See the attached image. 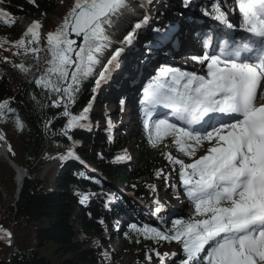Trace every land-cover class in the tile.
Listing matches in <instances>:
<instances>
[{
	"label": "snow or ice",
	"instance_id": "1",
	"mask_svg": "<svg viewBox=\"0 0 264 264\" xmlns=\"http://www.w3.org/2000/svg\"><path fill=\"white\" fill-rule=\"evenodd\" d=\"M29 2L36 4V0ZM190 4L191 0H183L185 8ZM238 4L242 15L239 29L246 36L235 39L237 25L229 19L233 10L226 9L222 0H213L212 11L204 9L203 15L217 22L223 38L214 48L213 35L206 33L205 53L191 57L206 70L198 73L161 65L143 90L142 112L149 142L153 148L162 146L161 155L171 166L169 172L156 170V178L167 183L172 172H177L193 213L186 219H172L170 228L135 223L130 228L156 244L175 241L181 245L184 258L180 264H264V0H238ZM3 5L4 0H0V20L11 26L12 14ZM130 7L129 0H75L62 24L46 34L49 67L35 83L54 94L52 106H64L62 115L68 118L65 136L70 129L91 127L82 123L87 120L91 102L79 116L71 115L67 108L75 102L82 81L94 76L95 93L120 68L122 54L149 24L148 15L137 21L102 63L101 58L113 44L107 28L113 17ZM41 28L40 21L31 22L13 44L24 49L25 55L31 52L37 62ZM152 31L153 40L146 45L149 54L174 39L171 27ZM73 36L81 42L78 44ZM13 66L30 71L23 63ZM8 103H0V116L5 109L15 111ZM160 108L169 110L170 115L154 119ZM17 125L23 127L19 117ZM74 147L75 142L60 158L79 159ZM172 148L178 155H173ZM199 152L204 154L197 155ZM185 158L191 162H185ZM118 159L130 157L125 152ZM150 187L156 191L155 186ZM168 187L176 189L179 199L180 188L172 184ZM86 199L87 195L81 203ZM155 204L154 213L158 215L164 207L159 200ZM0 232L10 244L11 233ZM151 251L161 264L169 255L155 248ZM152 258L146 255L149 262Z\"/></svg>",
	"mask_w": 264,
	"mask_h": 264
},
{
	"label": "trees",
	"instance_id": "2",
	"mask_svg": "<svg viewBox=\"0 0 264 264\" xmlns=\"http://www.w3.org/2000/svg\"><path fill=\"white\" fill-rule=\"evenodd\" d=\"M3 7L12 14L11 17H45L46 23L42 27L46 30L54 27L48 19L58 10L56 0H36L35 5L29 0H4ZM16 25L13 22L11 26H6L0 20V43L4 42L0 44V103L8 101L9 108L15 111H4L16 121L17 117L22 121L18 148L9 151V157L20 168L29 170V176L16 202L15 192L23 172L18 171L15 182L14 170L8 163L0 161V229L11 231L13 235L12 243L9 244L8 239L0 242V264H122L119 256L110 251L112 240L118 239L131 251L137 264L145 263L146 255L155 256L151 249L159 251L158 246L162 241L156 244L152 240H145L130 225L160 226L152 218L146 217L145 213L141 216V207L136 203L123 198L120 212L128 214L130 224L119 235L120 223L116 215L108 213L112 209L108 199L114 195L121 198L112 184L129 187L133 191L150 189L151 184L146 185V182H157L156 170L161 163L166 162L161 155L162 146L153 148L148 136L142 132L135 140V155H138L135 164H123L126 159L119 160L118 157L124 156L125 152L130 157L128 140L124 136L116 138L109 127L95 125L90 128H74L68 130L65 136L63 130L68 118L62 115L65 111L63 105L52 106L54 94L37 86L35 82L19 80L14 86L12 80L3 74L1 66L19 65L25 55L24 49L13 46ZM39 47H43V51L38 54L41 77L49 67L47 61L50 54L47 42L44 43L41 37ZM27 55L37 61L31 52ZM4 58H7V62ZM94 87V76L85 79L76 93L75 102L67 105L73 116L81 115L90 102L91 107L98 109L92 112L89 108L87 120L82 121L85 124H90L89 120L105 121L110 117L105 107L110 92L97 98L92 91ZM4 121L9 128L11 120L7 117ZM73 142L75 147L72 150L79 160L94 166L108 183L87 173L74 158L55 166L56 170L44 176L46 166L57 164L58 158L66 155ZM47 153L48 158L41 162ZM172 173L179 179L177 172ZM83 195H89L93 200L87 204L81 203L80 197ZM117 211L115 208L114 214ZM170 261L172 264H180L175 257H170Z\"/></svg>",
	"mask_w": 264,
	"mask_h": 264
},
{
	"label": "rangeland",
	"instance_id": "3",
	"mask_svg": "<svg viewBox=\"0 0 264 264\" xmlns=\"http://www.w3.org/2000/svg\"><path fill=\"white\" fill-rule=\"evenodd\" d=\"M56 3H57V6H58V10L56 11V13L53 16L50 17V19H48V20H50L52 22V24L54 25V27L48 28L49 31L46 30V28H44L42 30V32H41L42 37H45L46 34L49 33V32L55 31L57 29V27L62 24V22L64 20V17L68 14V12L74 6L73 0H56ZM158 4H159V6L156 5V8H155L156 11L164 12V8L166 6L169 7V8H171V9H173V10H175L174 9V6L172 7L171 5H167V4H165V5L162 4L163 6H161L160 3H158ZM175 7L182 9V7L180 6V2L179 3H176L175 4ZM147 10L149 12V9L148 8H147ZM208 11L211 12L210 9ZM149 14L151 15L152 13H149ZM137 15H141V13L139 12ZM178 15L181 16L180 14H178ZM188 18L192 20L190 22L189 26L190 25H193L192 23H193L194 20H196V18H190V17H188ZM199 18H203L205 20L210 21L211 23L217 24V22L213 21L210 17L204 16L203 14L200 15ZM230 19L235 20L234 18H230ZM37 20H39L40 23H42V24L46 23L45 17L40 16V15L39 16H36L33 19H24V20L19 19L18 22H17L16 29H15L16 30V34L14 35L13 42L19 40L20 39V36L22 34H24V31L31 25V22L37 21ZM130 20H134V19H130ZM166 20H167L166 18H163V21L164 22ZM153 21H156V18L155 17L153 18ZM133 22L134 21H131V23H133ZM156 25H158L160 27V26H162L164 24L157 23ZM151 30H152L151 28H147L145 30L146 33H144L142 36H140L139 37V42L138 43L135 42L134 45L135 46L137 45L139 47L140 46V43H141V39L143 37H145V39H146V37L147 36H150V34H154L153 32H150ZM214 30H216V29H214ZM177 34H179V35L182 34V31L179 29L178 32H177ZM202 36H204V35H202ZM180 37L183 40L185 39L183 35L179 36L178 38H180ZM178 38L176 40H178ZM43 42L45 43V41H43ZM3 43L4 42H2L0 44L3 45ZM172 43H173V40H172ZM165 47H167V45ZM168 47L171 48V44L168 45ZM40 48H41V51L39 53H41L43 51V47H40ZM199 48L201 49V46H199ZM177 55L179 56L180 54L178 53ZM197 55H200V54H197ZM180 56H184L185 57L186 55H180ZM181 59H185L184 62L182 63V64H185V63H187L186 60H189V55H188V58L187 59L186 58H183V57H181L180 60ZM120 60L122 61L123 58H120ZM141 61H145V60L143 59L142 56L140 58L139 57V51H136L135 54L132 55V59L128 63V66H127V70L128 71H127V73H129V71H136L137 70V68H135V67L130 68L132 62H139L140 63ZM149 62L150 61H148V63ZM191 62H193V64H194V66H190L191 69L196 68L198 70H205V68H201L200 67L201 65L197 61H194L193 60ZM22 63L26 67L30 68V71H28V72H22L17 67L14 68L11 65H9V66H1V69H3V74L7 78H9L10 80H12V84L14 86H16L20 81H24V82H35L37 79L40 78V75L39 74H40V70H41V65H40L39 62L35 61V59L32 56L24 55V58L22 59ZM149 64L145 65V68H147V66ZM99 67L100 66H97V70H99ZM153 67L154 66L150 67V69H153ZM184 69H187L188 70L189 68L186 67ZM124 73H126L125 70H124L123 74ZM123 74H122V78L124 77ZM0 77H1V73H0ZM123 79H125V78H123ZM126 83H128V82H126ZM110 84L111 83H109L108 85H110ZM108 85H107V87H108ZM120 85H119V90H120ZM102 87H104V86L101 85L100 88H102ZM119 92L120 93H123V91H119ZM113 108H114L113 105L111 107H109V109H110L111 112H112ZM95 111H98V109L95 108ZM112 116H113L112 118L118 119V116L117 115H113L112 114ZM7 117L11 120V123L9 124V128L7 126V123L4 121V118H7ZM135 118H136V121H137L138 120V117L136 116ZM93 124L94 123L92 122V125ZM114 124L116 125L118 123H114ZM96 125L103 127V124L101 122H98ZM140 130L141 129L138 127V128L135 129L134 134H132L130 136H128V135L126 136V138L128 140V143H129L128 151H129V154H130V156L132 158H130L127 161H125V163H128V164H130V163L132 164L133 163V165L135 164L136 157L138 156L137 154L134 155V153L137 150V146H136V141L135 140H136V137L139 135ZM19 132H20V127H18L16 119L15 118H11L10 115H8L4 111L3 115L0 116V135H3L4 139L0 140V143L2 145L6 146V148L8 149V151H13V150H16L18 148ZM121 132H124V131H121ZM119 133L120 132H118V134L116 135V137L119 136ZM170 150L172 151L173 155H178L175 148H172ZM202 154H204V153L203 152L197 153V155H202ZM48 156H49L48 153H47V155L45 154L44 157H43V159L41 160V162L44 161L46 158H48ZM133 157H135V160H133ZM181 158H183V157H181ZM0 161L7 163V161H5L3 158H0ZM185 162H191V161H189L187 158H185ZM56 163L57 164H54V163L48 164V166L46 167V169L43 172L44 176L47 175V174L49 175V173L51 171L56 170V168H54V167L58 165V160H57ZM161 168H163L165 172L171 171V166L168 164L167 161L160 164L159 169H161ZM150 184H153L152 186H155V188H156V191L155 192L152 190V188H150V189L149 188H147V189L140 188V189L134 190V192L133 191H131V192L130 191H127V192L130 193L129 195H131L132 199H134V200H138L139 196H142L140 198L139 202L140 203L142 202V203L146 204L145 201H146L147 197H150L153 200L155 199L154 198V195H155V193H157V191L159 192V190H158L159 187H161V190L162 189L163 190L168 189V190H170V192H173V191L175 192L176 189L175 188L168 187V184H172V185L178 186L177 181L175 180V177L174 176H171L170 180L167 183L162 178L159 179L155 183H153L152 180H148L146 182V185H150ZM159 193H162L163 194V192H159ZM170 195H171L170 193L167 194L166 198H170L172 200V202H173V205L172 206L174 208H176V209H177V207H179L180 209L183 208L182 211L178 208L180 214L178 212V215L175 216V217L176 218L183 217L185 219L188 218L190 216L191 208L193 207L192 206V203L189 202V201H187V204H184L183 201H181L179 199L171 198ZM83 197L84 196H81L80 197V200H82ZM91 201H92V198L87 196V199L84 201V203L87 204V203H90ZM181 204H183V207L182 208H181ZM108 213L110 215H112V212L111 211H109ZM124 220H125L124 218H121V219L119 218V221H121V223ZM166 225H167L166 223L161 224V226L163 228H165ZM111 246L112 247H111L110 251H112L113 253H115V254H117L119 256V258L121 259L122 264H137L135 262V259L131 255V251H129L128 248H125V246L122 243V241H114V242H112V245ZM158 249H159V252H161V253H165V252L166 253H169V255L167 257H165V259H164L165 261H167L168 258H170L173 253H175V254H181V251H180L181 249L177 250V247L173 246L171 243L164 242V241H162L160 243V245L158 246ZM152 257L153 258H152L151 262H149L147 260L143 264H161V262H160V260L158 258H155L154 256H152ZM165 264H166V262H165Z\"/></svg>",
	"mask_w": 264,
	"mask_h": 264
},
{
	"label": "bare ground",
	"instance_id": "4",
	"mask_svg": "<svg viewBox=\"0 0 264 264\" xmlns=\"http://www.w3.org/2000/svg\"><path fill=\"white\" fill-rule=\"evenodd\" d=\"M163 1L167 5L169 3H174V5H175L176 3L180 2V6L182 7V9L184 11V15L186 17L196 18V20H194L192 23L193 25H190V26L184 25L181 28H179L182 31V34H180V35L177 34V36L173 39V43L171 44V48H169L168 45H167V47H164V51L165 52L170 51L171 54L174 56V59H178L179 61H181L180 60L181 57L186 58V59L188 58L187 54H190V52L192 50H191V48H187V46H186L187 42H189L191 45L197 46L194 52L199 53L201 51L199 46L202 47V39L205 38L206 33H210L213 35V47H215L219 43L218 41L223 38L220 34V30H219V27L217 24L211 23L210 21L205 20L203 18H199L200 15L203 14V12L200 9L193 11V12L186 11V9H184V6H183V0H179V1L178 0H163ZM226 1H229V0H226ZM152 2H155L156 5L159 6V4H158V3H160L159 1L157 2V0H152ZM197 2H198V0H191L190 5H195ZM143 3L142 4L145 6V8H147L149 4H147L145 1H143ZM149 11H150V9H149ZM140 13L142 14L143 11L142 12L140 11ZM234 19H235V17H234ZM230 20L234 24L236 23V19L235 20L230 19ZM133 23H135V22H133ZM125 25H127V23ZM214 29H216V30H214ZM181 35L184 36V38H185L184 40L181 37L178 38ZM202 35H204V36H202ZM234 36H235V39H237L236 32L234 33ZM189 37L192 40L188 39ZM177 38H178V40H176ZM137 51H139V49ZM178 53L180 55H186V56L185 57L180 56V55L178 56L177 55ZM197 56H201V55H197ZM138 63L139 62H132L130 68L135 67V68H137V70L136 71H129L128 75H127L128 70H126L125 71L126 73L123 74V76H124L123 78H125L126 80H128V79L132 80L134 82L135 81L140 82V81L144 80V75H149L151 73V71L153 69H150V67L157 66L158 64L162 63V61L156 60L155 62H152V63L149 62L150 64L148 62H145V61H141L139 64ZM147 64H149V65L147 66V68H145V65H147ZM185 64H187V63H185ZM131 75H133V77L130 78ZM130 102L133 104L134 101H130ZM4 154H5L4 150L0 149V155H4ZM178 212H179V210L177 211V214H178Z\"/></svg>",
	"mask_w": 264,
	"mask_h": 264
},
{
	"label": "water",
	"instance_id": "5",
	"mask_svg": "<svg viewBox=\"0 0 264 264\" xmlns=\"http://www.w3.org/2000/svg\"><path fill=\"white\" fill-rule=\"evenodd\" d=\"M72 38H75L74 36ZM77 40V43L79 44L81 42V38H75ZM2 148V147H1ZM5 150V149H4ZM4 157L6 158V160L9 162V159L8 157H6V155L4 154ZM11 167L15 170L16 174L18 173V171L20 170L16 165L14 164H10ZM22 170V169H21ZM23 172V176H22V179H21V183L20 185H17V190L18 192L16 193V196H15V200L16 202L19 200V197H20V194H21V191L23 189V186H24V183H25V180L27 179V177L29 176V171L28 170H24L22 171Z\"/></svg>",
	"mask_w": 264,
	"mask_h": 264
}]
</instances>
